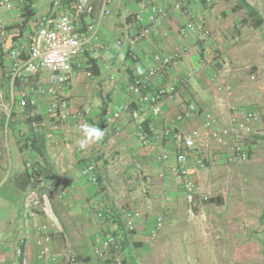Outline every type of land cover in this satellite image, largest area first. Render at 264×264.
I'll return each instance as SVG.
<instances>
[{
  "label": "crops",
  "instance_id": "crops-1",
  "mask_svg": "<svg viewBox=\"0 0 264 264\" xmlns=\"http://www.w3.org/2000/svg\"><path fill=\"white\" fill-rule=\"evenodd\" d=\"M151 1L146 0L147 3ZM172 1H161V6L168 9L167 19L153 26L148 36L138 41L135 47L130 49L128 40L136 35L144 25L143 20L131 22V16L140 11L142 17H145L147 7L140 10L139 2L136 0H112L111 15L102 19L98 30L101 47L81 54L79 60L82 68L74 71L70 82L60 89V93L68 99L69 104L66 120L55 121L52 116L48 115L45 98H37L34 107H29L26 110L16 109L12 114L10 120L16 121L9 123L12 126V133L9 135L0 133V178L5 172H9L8 190L0 199L3 204L0 209V264H16L13 247L24 232L23 198L32 185V182L27 178L24 165L27 158H31L32 164L39 172L40 184L46 187L49 200L61 227L72 243L74 252L84 264H113L112 254L105 260H99L94 256L95 236L109 231L119 233L122 236L121 248L123 252L127 253L133 248L135 242L146 235V227L149 235L152 226L146 222V214L150 213L147 208L151 209V205L146 202V193L143 192L140 182L134 178V171L142 168L148 172L150 176L148 194L156 195L167 187L172 189L179 187L174 183L170 169L174 165L173 160L164 164L163 167L161 166L165 172L164 180H160L156 176V169H160V167L154 162L155 156L152 153L157 152L159 143L154 142L150 146L142 147L137 142L135 124L129 111L138 108V106L133 97L126 95V85L134 77L145 72L148 65L146 57L152 54L171 56L175 52L187 50V53L165 76L152 80V91L162 87L168 88L177 77L195 67L200 58L199 55H201L200 48L198 50L201 45L196 43L194 38L182 40L177 33L180 26L186 21L191 20L199 26L213 29L214 38L211 43L216 49L221 48L220 46L225 43V32H229L228 25L221 23L220 14L214 12V9L201 10L194 0H185L182 10L176 11L171 9ZM90 2L97 11L101 0H90ZM260 2H264V0ZM12 3L11 9L0 8V18L6 25L5 35H0V67L3 70L2 86L4 89H7L9 84L6 50L15 47L21 51L23 57L27 52V36L33 29L34 20L50 14H70L72 0H63L62 6L57 9L51 6L50 0H31L30 6L33 15L28 19L23 30L19 28V25L23 20L22 7L25 2L24 0H13ZM247 3L249 2L247 1ZM93 18L94 15L78 19L76 21L77 29L82 32ZM118 40L123 42L120 47L115 45ZM210 56L212 55L204 56L205 60L211 59ZM87 72H90V75ZM207 75L209 74L202 71L199 77L191 79L184 87L177 89L175 95L161 106V115L158 118L152 119L147 109L142 108L141 114L144 122L159 131L166 124V120L182 110L189 101L199 104L201 110H205L202 107L207 106V99L209 102H214L217 95L214 88H208ZM46 78L47 76L42 74L34 81L39 79V82L43 84ZM199 79L200 81H198ZM30 83H33L32 79H25L17 84L16 88H19L20 84L28 87ZM38 99H45V105L40 104ZM119 103L126 104L128 111L121 114L112 127H107L104 124V117L100 118V111L105 108L107 113ZM15 117L17 119H14ZM2 119L5 120L4 116ZM32 123H44L46 128L53 129L55 139L53 141L46 140L41 130L33 127ZM82 123L99 128L104 133L102 139L95 141L89 138L88 146L81 149L80 152L65 151L61 147L62 140L77 142ZM198 123L199 120L193 121V124ZM5 124H8L6 120ZM114 127L120 130L118 136L114 135ZM34 133L40 134L42 137L44 155L38 154L32 147H28L29 143L26 142V138L30 141L37 140L33 136ZM109 134H112V138H116L111 141L115 142V145L112 146L115 154L110 156L106 151L107 144L101 145ZM26 143L27 147H25ZM170 146L174 151V146L171 144ZM108 156L114 158V161L119 158L116 164L117 171L124 174V181H127L123 188L124 191L120 190V196L117 195L118 193H113L109 187L98 192L96 185L90 184L80 175L82 167L89 162L101 166L106 163L107 166L106 157L109 158ZM127 158L131 160L129 161ZM123 159H127L128 162ZM129 176L130 179H128ZM165 193L170 197V201L167 203L162 201L165 206L160 207L163 214L169 217L175 209V191L169 190ZM140 194L144 196L141 197ZM118 197L122 198L118 200ZM221 204L220 201L219 205ZM98 210L106 213L104 222L100 220L99 225L91 226V218ZM123 210L128 213L134 211L141 213L140 219L135 222V230L131 234L125 232ZM44 222V218L37 211H34L29 218L28 237L23 248L27 264H66L62 258L63 240L61 235L55 233L52 234L47 251L57 258L56 262L37 260L38 247L34 230Z\"/></svg>",
  "mask_w": 264,
  "mask_h": 264
},
{
  "label": "built area",
  "instance_id": "built-area-1",
  "mask_svg": "<svg viewBox=\"0 0 264 264\" xmlns=\"http://www.w3.org/2000/svg\"><path fill=\"white\" fill-rule=\"evenodd\" d=\"M139 2L140 10L147 7V15L142 17L141 12L131 16V22L142 21L144 25L136 35L128 40L130 49L136 43L148 36L150 29L167 19L168 9L161 6L162 0H136ZM13 0H0V8L11 9ZM63 0H50L54 9L62 6ZM203 5L208 8L212 0H201ZM112 0H101L99 9L96 11L90 0H72L70 14H50L37 18L33 22V29L27 36V52L22 57L21 51L15 47L6 50V61L8 65V88L2 86L3 70L0 67V113L4 116L6 123L12 117L16 109L34 107L37 98L47 100L46 110L48 115L55 121H64L68 118V99L60 93V89L70 82L72 73L82 68L80 56L85 51L97 50L101 47L98 38V30L104 17L111 15ZM183 0H173L171 9L181 11ZM94 15L92 22L80 32L77 29L76 21L84 16ZM6 25L0 18V35H5ZM182 40L194 38L201 51L200 58L194 68L176 78L174 83L168 88H158L152 91V80L162 78L173 67L176 66L187 50L175 52L171 56L152 54L147 56L148 65L145 72L130 80L126 85V95L136 100L138 108L131 109L129 115L135 124V135L140 146H150L152 143H159L154 162L160 167L156 169V176L162 180L165 172L162 165L173 160L171 168L174 183L183 192L185 214L189 220H198L200 226L204 227L203 234L208 235L207 231L208 216L202 208L204 202H208L211 193L201 188L196 181L199 170L205 167L208 161H214L218 157L228 165L242 164L248 161V140L253 133L256 124L264 119V103L259 106H246L242 103L232 102V86L229 83L219 80L220 73L212 76L215 84L216 97L214 99L213 110H201L192 101L186 103L182 110L169 117L166 124L159 130L147 124L143 126L141 109L146 108L150 117L156 119L161 115V106L171 99L177 89L184 87L191 79L200 76L206 69L205 57L208 54L217 56V49L211 43L214 38L212 29L199 26L195 22L188 20L177 31ZM234 42L239 41V37H234ZM123 44L121 40L116 42V47ZM131 54V53H130ZM219 60V59H217ZM223 71H227L228 62H221ZM45 74L47 76L44 83L39 79ZM90 75V72H87ZM220 74V75H219ZM25 79H32L33 83L26 87L21 83ZM249 81H254L252 74L248 77ZM128 111L124 103H119L107 112L104 116V124L112 127L113 123L119 119L120 115ZM74 118L73 116L71 117ZM199 120L198 124L189 125L188 122ZM33 127L40 129L44 138L49 141L55 139L53 129L46 128L44 123H32ZM86 123H82L81 132L77 142L63 139L61 147L65 151L80 152L79 143L86 138L83 128ZM114 135L118 136L120 130L114 127ZM171 145L175 150L171 149ZM189 163V165H187ZM25 168L31 171L32 160L27 158ZM81 177L85 178L90 184H97V172L94 163L89 162L80 170ZM134 178L140 182L143 192L147 193L150 185V176L142 168L134 171ZM31 187L23 198L24 208V232L13 247V256L16 264H27L24 257V244L28 237V221L34 211H37L44 218L45 222L38 225L34 234L36 236V246L38 247L37 260L55 263L57 258L47 251V246L51 243L52 234L61 235L64 251L63 260L66 264H84L74 252L69 238L65 235L60 221L54 212L51 202L43 184L37 183L35 176L30 178ZM164 203L170 201V197L164 193L160 196ZM124 214L123 225L125 232L131 234L135 230V222L141 217L138 211L126 212ZM106 213L96 212V218L103 220ZM165 218L163 214H158L154 218L153 225L149 231V238L154 239L162 230ZM122 236L112 231L104 232L94 238L93 253L99 260H105L112 252L120 249ZM113 264H122L119 258L112 259Z\"/></svg>",
  "mask_w": 264,
  "mask_h": 264
},
{
  "label": "rangeland",
  "instance_id": "rangeland-1",
  "mask_svg": "<svg viewBox=\"0 0 264 264\" xmlns=\"http://www.w3.org/2000/svg\"><path fill=\"white\" fill-rule=\"evenodd\" d=\"M194 1L201 10L214 9V12L219 13L221 23H226L229 30L225 32V43L217 49L218 57L210 56L211 59L205 60L208 67L203 72L209 74L208 81L206 79L208 88H215L212 76L220 73L218 79L232 86V102L242 103L248 107L263 104L264 2L245 0L250 6L257 8V18L262 21L261 26L255 27L254 19L244 10L236 12L232 10L234 6L232 2L212 0L211 6L206 8L201 0ZM234 37H239V41L234 42ZM215 61L216 63H213ZM221 62L229 63L227 71H223ZM211 63L213 65H210ZM252 74L255 80L249 81L248 77ZM39 103L45 105V99H40ZM202 109L213 110L214 102L207 99V106H203ZM2 117L0 113V133L9 135L12 133V126L9 123L16 121L10 120L6 125ZM193 121L188 124L195 125ZM253 130L247 143L249 150L247 162L228 165L218 157L214 161H208L195 177L201 188L210 192L214 199L213 202L202 204L208 216L207 231L210 232L208 235L203 234L204 227L200 226L198 220L192 221L186 217L181 190L167 187L163 191L159 190L161 191L159 194L145 195L146 202L151 205V209L147 208L150 213L146 214V222L152 226L156 215L164 213L160 206L164 207L165 204L160 196L169 190L175 191V209L169 217L163 214L165 221L162 230L154 239H150L146 227V235L134 243L133 248L129 250V256L120 248L112 252L113 258H119L122 264H264V225L258 222L264 206V119L256 124ZM112 137V134H109L105 143H101L107 144L106 151L109 156L115 154L112 148L115 142L111 141L116 138ZM152 154L155 156L156 152ZM127 159L123 160L128 162ZM106 160L107 166L106 163L103 166L95 165L97 190L100 192L109 187L113 193L121 195L120 190L124 191L127 181H124V174L117 171L116 164L119 158L114 161V158L106 157ZM130 178L129 176L128 179ZM8 186L7 171L0 178V199L7 192ZM121 198L118 197V200ZM218 200L222 202L221 205ZM2 207L3 204L0 202V209ZM95 213L96 211L90 221L91 226L100 223Z\"/></svg>",
  "mask_w": 264,
  "mask_h": 264
},
{
  "label": "trees",
  "instance_id": "trees-1",
  "mask_svg": "<svg viewBox=\"0 0 264 264\" xmlns=\"http://www.w3.org/2000/svg\"><path fill=\"white\" fill-rule=\"evenodd\" d=\"M226 2H232L234 4L232 10L234 12L236 11H239V10H244L248 16H250L251 18L254 19V26L255 27H259L262 25V21L257 18V10L255 8H253L252 6H250L245 0H224ZM25 4L23 5L22 7V22L21 24L19 25V28L21 30L25 29V25L28 21V19L33 15V12L31 10V6H30V3H31V0H24ZM95 72V70H93ZM92 71V72H93ZM28 109V108H25V110ZM106 114V109L103 108L101 109L100 111V118L104 117ZM143 126H147V123L146 122H143ZM35 138H37L36 141H30L28 140V138H26V142H28V147H32L36 152H38V154L40 155H44L43 154V151H42V148H43V140H42V137L40 134H37V133H34ZM25 147H27V143L25 144ZM27 172V178L30 180L31 177L35 176L37 178V183L40 182V174L39 172H37V169L35 168V165L32 164V167H31V171H28L26 170ZM216 200V198H215ZM214 199L211 198L209 200V202H213ZM220 201V200H218ZM258 222L261 224V225H264V206H263V209L258 217ZM122 242V240H121ZM121 242H120V248H121ZM129 253L130 252H127L126 253V256L128 254L129 256ZM123 263H125V260L123 261Z\"/></svg>",
  "mask_w": 264,
  "mask_h": 264
},
{
  "label": "clouds",
  "instance_id": "clouds-1",
  "mask_svg": "<svg viewBox=\"0 0 264 264\" xmlns=\"http://www.w3.org/2000/svg\"><path fill=\"white\" fill-rule=\"evenodd\" d=\"M85 132H86V138L81 140L79 143V147L81 149H85L88 146V139H94L95 141H99L102 139L104 133L96 127H90L88 125L83 126Z\"/></svg>",
  "mask_w": 264,
  "mask_h": 264
}]
</instances>
